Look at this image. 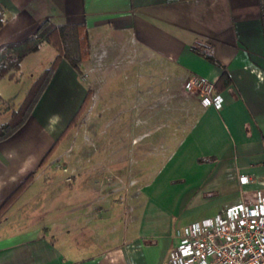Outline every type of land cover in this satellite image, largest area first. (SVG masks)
Segmentation results:
<instances>
[{
    "label": "crops",
    "instance_id": "crops-1",
    "mask_svg": "<svg viewBox=\"0 0 264 264\" xmlns=\"http://www.w3.org/2000/svg\"><path fill=\"white\" fill-rule=\"evenodd\" d=\"M0 11V46L33 34L45 19L84 22L89 38L81 72L61 57L30 115L0 139V203L35 170L0 214V264H167L175 210L216 201L219 209L264 194V0H0ZM55 54L42 40L0 75V122ZM223 70L229 82L212 88L218 106L187 90L190 76L213 82ZM88 89L67 133L93 117L97 124L106 119L119 145L120 124L135 129L153 112L167 114L168 98L176 110L186 100L192 118L139 185L145 200L137 221L130 205L120 218V204L112 202L86 230L75 219L101 208L85 200L88 186L97 197L99 176L89 178L72 154L58 167L56 148L38 163ZM119 158L117 146L111 160Z\"/></svg>",
    "mask_w": 264,
    "mask_h": 264
},
{
    "label": "rangeland",
    "instance_id": "rangeland-1",
    "mask_svg": "<svg viewBox=\"0 0 264 264\" xmlns=\"http://www.w3.org/2000/svg\"><path fill=\"white\" fill-rule=\"evenodd\" d=\"M187 90L191 91L188 88ZM167 108V114L159 111L151 113L150 122L145 116L147 114L137 113V117L145 116V118L137 121L135 129L128 128L127 124H120L118 130L119 145L116 143L113 145L112 138L115 129L112 124L106 119L98 121L97 124L94 117L86 120V127L69 131L70 133L65 134L60 140L55 149V154L59 159L56 165L61 168L64 158H68L70 154L75 155L77 160H74L73 163L78 165L77 167L83 163L84 168L89 172L88 177L98 175L101 182V185L98 186L97 197H95V193L91 192L94 191L93 188L88 186L89 189L86 191L88 195L85 199L86 205L93 202L94 206L101 204V208H96L93 212L92 209L85 210L82 214L76 215L75 223L89 230L87 223L99 215L101 211L105 213L106 206L112 202L120 204L118 209L120 218L126 217L127 209L124 206L130 205V219L137 221L145 200V194L137 190L139 185L150 177L158 166L163 151L168 152L170 150L175 140L187 129L192 118L186 100L184 106L180 108L178 105L176 110L175 98L173 101L168 98ZM118 115L121 122L125 114L119 113ZM146 119L147 121H144ZM117 146L120 158L118 161L112 162V151L113 149L116 151ZM81 159L86 161L81 162ZM211 204L213 203L208 202L207 208L181 209L177 213H175L176 210H173V231L175 232L177 227L182 226L187 221L214 213L218 208V202H214L213 207ZM79 216L82 218L79 219Z\"/></svg>",
    "mask_w": 264,
    "mask_h": 264
},
{
    "label": "built area",
    "instance_id": "built-area-1",
    "mask_svg": "<svg viewBox=\"0 0 264 264\" xmlns=\"http://www.w3.org/2000/svg\"><path fill=\"white\" fill-rule=\"evenodd\" d=\"M187 88L197 90L204 104H220L206 78L190 76ZM175 236L167 264H264V194L257 191L252 201H233L190 220L176 228Z\"/></svg>",
    "mask_w": 264,
    "mask_h": 264
},
{
    "label": "trees",
    "instance_id": "trees-1",
    "mask_svg": "<svg viewBox=\"0 0 264 264\" xmlns=\"http://www.w3.org/2000/svg\"><path fill=\"white\" fill-rule=\"evenodd\" d=\"M4 20V15L0 11V25ZM45 40L51 43L56 49V54L49 63L44 67L38 75L32 80L27 91L25 92L18 106L11 110L9 117L0 122V139L11 135L30 115L31 110L46 87L54 69L61 57H65L71 65L78 71L80 69V61L89 54V38L87 26L84 22H65L54 23L48 19L43 20L36 31L26 38L5 43L0 46V75L7 71L11 66L18 67L23 55L37 47V44ZM202 52V51H201ZM206 57L211 58L207 53L202 52ZM229 82L227 73L223 70L218 77L212 82L214 90H218ZM90 95V89L87 90L81 103L76 111L67 121L60 133L55 137L49 148L43 154L38 165L44 163L49 155L57 147L59 141L65 136L67 131L76 123L82 113ZM32 169L22 181L1 201L0 214L7 205L15 198V196L27 185L34 174Z\"/></svg>",
    "mask_w": 264,
    "mask_h": 264
}]
</instances>
